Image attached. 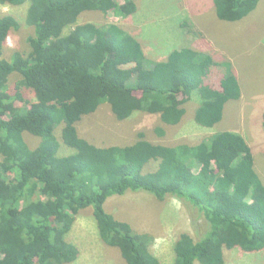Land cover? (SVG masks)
<instances>
[{"label":"trees","instance_id":"trees-1","mask_svg":"<svg viewBox=\"0 0 264 264\" xmlns=\"http://www.w3.org/2000/svg\"><path fill=\"white\" fill-rule=\"evenodd\" d=\"M137 1L0 0L5 7L29 2L26 24L32 30L25 47L4 58L9 34L20 25L12 16L0 17V264L76 261L79 248L65 236L89 207L99 239L117 248L126 264H160L150 252V237L105 209L110 197L127 192L159 201L174 197L206 220L198 241L178 236L174 264H225L224 249L264 250V184L240 135L224 131L196 145L166 146L139 132L130 146L98 148L74 128V121L103 103L119 121L139 111L175 126L193 94L196 124L212 128L222 120L225 104L241 96L234 74H224L219 88L206 83L217 65L210 54L182 48L164 61L148 62L139 41L115 23L133 15ZM259 2L212 0L216 18L228 23L248 17ZM85 11L105 18L114 12L116 20L106 28L76 25ZM14 74L18 79L9 92ZM23 89L35 102L24 99ZM58 126L74 154L58 156ZM156 131L164 135L162 128ZM25 133L39 139L35 148ZM152 164L154 170L144 171Z\"/></svg>","mask_w":264,"mask_h":264},{"label":"rangeland","instance_id":"rangeland-1","mask_svg":"<svg viewBox=\"0 0 264 264\" xmlns=\"http://www.w3.org/2000/svg\"><path fill=\"white\" fill-rule=\"evenodd\" d=\"M115 2L121 3V0ZM136 4L137 11L133 15L118 17L115 23L139 41L148 62L164 61L170 52L182 48L210 54L217 65L205 79L206 83L219 88L224 74H234L241 96L239 100L225 104L222 120L212 128L196 124L194 113L198 98L195 94L184 107L183 119L175 126L163 124L159 115L139 111L119 121L110 106L103 103L94 113L74 121L79 137L98 148L121 147L135 143L140 132L153 144L176 146L196 145L215 133L233 132L250 147L254 170L264 184V0H260L248 17L235 23L218 20L212 0H138ZM28 8L29 2L19 7L0 5V17L12 16L20 25L18 31L9 34L4 58L25 47V40L32 32L26 24ZM113 15L114 12H110L109 18H105L100 12L85 11L78 17L76 25L91 22L106 28L116 20ZM17 79L16 74L10 76L9 92ZM21 92L24 99L35 102L31 91L23 89ZM61 128L58 126L54 132L60 141L58 156L72 155L76 151L62 143ZM157 128L163 129L162 137L158 136ZM23 136L30 148L38 145V138L27 133ZM155 168L152 164L144 171ZM197 171L198 166H194L193 172ZM105 209L114 218L128 223L134 232L147 234L150 252L160 264H174L173 247L180 234L186 233L198 241L207 231V222L197 210L170 196L159 201L145 192H127L110 197ZM90 211L91 207L80 211L72 230L65 236L80 251L78 259L69 264H126L117 248L109 247L99 239ZM224 257L225 264H264V250L251 254L236 248L224 249Z\"/></svg>","mask_w":264,"mask_h":264},{"label":"clouds","instance_id":"clouds-1","mask_svg":"<svg viewBox=\"0 0 264 264\" xmlns=\"http://www.w3.org/2000/svg\"><path fill=\"white\" fill-rule=\"evenodd\" d=\"M28 3V2H27ZM24 5V4H23ZM20 6H22V5H20ZM19 7V6H18Z\"/></svg>","mask_w":264,"mask_h":264},{"label":"bare ground","instance_id":"bare-ground-1","mask_svg":"<svg viewBox=\"0 0 264 264\" xmlns=\"http://www.w3.org/2000/svg\"><path fill=\"white\" fill-rule=\"evenodd\" d=\"M209 93V92H208Z\"/></svg>","mask_w":264,"mask_h":264}]
</instances>
